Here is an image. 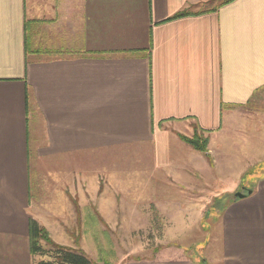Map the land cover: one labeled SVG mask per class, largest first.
Returning a JSON list of instances; mask_svg holds the SVG:
<instances>
[{
  "label": "crops",
  "instance_id": "1",
  "mask_svg": "<svg viewBox=\"0 0 264 264\" xmlns=\"http://www.w3.org/2000/svg\"><path fill=\"white\" fill-rule=\"evenodd\" d=\"M219 1L0 0V264L38 259L31 218L90 257L149 203L173 218L188 188L264 168V0ZM247 187L212 259L122 264H264V174Z\"/></svg>",
  "mask_w": 264,
  "mask_h": 264
},
{
  "label": "rangeland",
  "instance_id": "2",
  "mask_svg": "<svg viewBox=\"0 0 264 264\" xmlns=\"http://www.w3.org/2000/svg\"><path fill=\"white\" fill-rule=\"evenodd\" d=\"M259 102V105L264 103V101L263 103ZM194 134L199 133L193 127V133L187 137L190 138ZM263 174L264 168L245 171L242 177L243 181L235 186L223 184V181L213 180L210 177L209 184L195 186L194 191L192 187L186 190L187 194L183 196L184 198H180L177 204H184L186 208L188 207V212H184L182 207L181 211H178V216L173 218L159 215L154 204L149 203L151 212L148 219L142 217L139 212L140 215L136 214L133 218L118 219L124 226L123 232L115 233L113 228H109L108 234L95 235L98 241L95 243L97 245L92 250L90 258L95 264H122L128 260L150 258L159 249L171 245L184 249L188 255L201 262H204L206 258L210 260L216 254L215 241L222 208L229 199L236 198L234 194L237 191L245 192L249 188L247 187L248 183L254 177ZM198 189L201 190L197 191ZM192 191L194 194L191 195ZM190 195L192 201L188 199L184 203L183 199ZM131 204L137 205V203ZM139 204L138 206H140ZM191 213L196 216L191 217ZM146 222L148 223L146 224ZM143 225L147 227L145 228ZM91 236L94 237V235Z\"/></svg>",
  "mask_w": 264,
  "mask_h": 264
},
{
  "label": "trees",
  "instance_id": "3",
  "mask_svg": "<svg viewBox=\"0 0 264 264\" xmlns=\"http://www.w3.org/2000/svg\"><path fill=\"white\" fill-rule=\"evenodd\" d=\"M230 1L232 0H220L218 5H224ZM182 14H177L175 17ZM197 131L199 134H194L190 138L182 134H179V137L195 150L206 155L208 139L203 132ZM29 251L33 257H38L34 260V264H95L82 249L54 242L47 230L32 218L29 219Z\"/></svg>",
  "mask_w": 264,
  "mask_h": 264
},
{
  "label": "water",
  "instance_id": "4",
  "mask_svg": "<svg viewBox=\"0 0 264 264\" xmlns=\"http://www.w3.org/2000/svg\"><path fill=\"white\" fill-rule=\"evenodd\" d=\"M250 192H251V189H247V190H246V193H245V192H241V191H237V192L234 194V196H235L236 198H242V197L246 196L247 193H250Z\"/></svg>",
  "mask_w": 264,
  "mask_h": 264
}]
</instances>
